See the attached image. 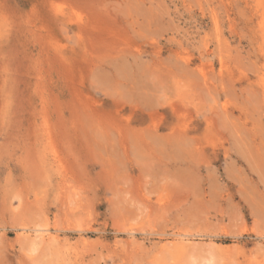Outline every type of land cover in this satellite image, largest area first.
I'll list each match as a JSON object with an SVG mask.
<instances>
[{"label":"rangeland","instance_id":"obj_1","mask_svg":"<svg viewBox=\"0 0 264 264\" xmlns=\"http://www.w3.org/2000/svg\"><path fill=\"white\" fill-rule=\"evenodd\" d=\"M0 264H264V0H0Z\"/></svg>","mask_w":264,"mask_h":264},{"label":"bare ground","instance_id":"obj_2","mask_svg":"<svg viewBox=\"0 0 264 264\" xmlns=\"http://www.w3.org/2000/svg\"><path fill=\"white\" fill-rule=\"evenodd\" d=\"M82 229H83V228H82ZM43 236H44V235H42V234H37V235H36V238H37V237H40V238H42V240H43ZM36 240H37V239H36ZM40 240H41V239H40ZM42 240H41V241H42ZM183 240H184V239H183ZM33 243H34V242H33Z\"/></svg>","mask_w":264,"mask_h":264}]
</instances>
